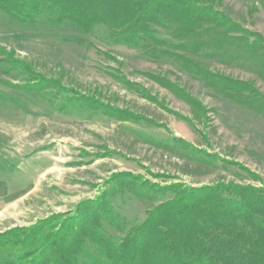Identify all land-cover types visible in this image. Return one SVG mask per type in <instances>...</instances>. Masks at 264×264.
I'll use <instances>...</instances> for the list:
<instances>
[{"label": "rangeland", "instance_id": "374dc122", "mask_svg": "<svg viewBox=\"0 0 264 264\" xmlns=\"http://www.w3.org/2000/svg\"><path fill=\"white\" fill-rule=\"evenodd\" d=\"M221 9L264 35L260 0H223ZM156 29L172 39L168 30ZM206 60L215 72L253 80L264 94V79L251 67ZM151 74L196 97L204 115ZM110 108L127 113L105 112ZM177 138L193 148L186 150ZM194 149L240 162L261 181ZM118 172L162 185L261 186L264 115L216 93L159 49L116 41L104 24L84 32L45 17L24 23L0 9V233L75 210ZM173 196L149 201L127 193L112 202L130 228Z\"/></svg>", "mask_w": 264, "mask_h": 264}, {"label": "trees", "instance_id": "16d2710c", "mask_svg": "<svg viewBox=\"0 0 264 264\" xmlns=\"http://www.w3.org/2000/svg\"><path fill=\"white\" fill-rule=\"evenodd\" d=\"M260 2L264 5V0ZM222 6L223 0H0V9L24 23L45 17L84 32L104 24L116 41L159 49L216 93L264 115V94L253 80L215 72L206 60L251 67L264 79V35L244 27ZM156 27L168 30L172 39L159 37ZM151 75L204 115L196 97L165 76ZM89 105L99 107L97 102ZM176 141L183 142L186 150L193 148L181 138ZM194 152L221 159L202 149ZM221 160L261 181L240 162ZM127 193L149 201L161 194L174 196L128 228L112 202ZM109 229L120 234L112 235ZM0 264H264V183L162 185L118 172L105 190L79 202L75 210L1 232Z\"/></svg>", "mask_w": 264, "mask_h": 264}]
</instances>
